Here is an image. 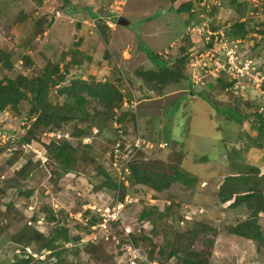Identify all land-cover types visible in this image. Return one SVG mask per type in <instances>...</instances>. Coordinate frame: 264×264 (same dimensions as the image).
Returning a JSON list of instances; mask_svg holds the SVG:
<instances>
[{"label": "rangeland", "instance_id": "rangeland-1", "mask_svg": "<svg viewBox=\"0 0 264 264\" xmlns=\"http://www.w3.org/2000/svg\"><path fill=\"white\" fill-rule=\"evenodd\" d=\"M185 2L191 9L179 12ZM0 49L12 63L10 70L0 63V83L57 67L67 71L62 84L108 79L123 95L114 106L89 98L87 120L39 128L29 143L22 137L38 114L30 93L17 110H0V264L27 256L29 264H143L149 254L148 264H181L185 246L208 264H264V249L230 232L246 208L225 209L216 199L223 175L264 165V0H0ZM159 59L176 69L165 86L139 75ZM56 89L49 99L61 103ZM136 137L143 144L118 179L114 146L124 157ZM64 140L76 149L71 172L47 148ZM132 166L182 169L196 181L157 192L133 180ZM99 168L118 190L95 191ZM197 221L217 231L186 234ZM258 222L264 236V218ZM61 227L70 239L54 240L53 255L46 246Z\"/></svg>", "mask_w": 264, "mask_h": 264}, {"label": "trees", "instance_id": "trees-1", "mask_svg": "<svg viewBox=\"0 0 264 264\" xmlns=\"http://www.w3.org/2000/svg\"><path fill=\"white\" fill-rule=\"evenodd\" d=\"M172 3L177 0H170ZM191 9V2H185L182 4L178 11H189ZM242 26V24H240ZM151 55V54H150ZM152 60V59H151ZM160 60V59H159ZM156 69L147 70L145 72L140 71L141 78L148 77V80L154 79L160 81L161 85H167L171 82L172 76L176 73V69L170 70L164 61H153ZM180 62V60H179ZM0 63L1 65L10 70L12 63L10 56L7 52L0 49ZM64 74H59V68L53 67L51 70L46 67L44 72L39 75H35L30 79L25 76H17L16 78H6L4 82L0 83V110H4L6 107L17 110L21 100L28 97L30 93L31 113L38 112L37 116L29 127L26 136L22 137L24 143H29L31 137L34 136L39 128L42 130H50L58 128L62 124L74 121V120H87L88 114L85 112V105L89 98L99 99L110 106H114L120 103L123 99L122 91L111 80L105 79L104 81H97L90 83L81 78H71L68 84H62L64 82ZM222 88H227L232 85V82L225 83L222 80L219 81ZM211 86V85H210ZM51 87H57L56 92L58 96L64 97V101L61 103H52L49 99V91ZM194 95V92H192ZM194 97V96H193ZM211 106V104L209 103ZM212 107V106H211ZM223 115H233V111L229 108H222ZM261 126L259 127V135H264V118H260ZM48 150L54 156L58 166L65 172H71L73 170L72 162L74 161V155L76 149L69 141L64 140L58 145H54ZM203 160L206 157L202 158ZM131 177L137 183L150 187L151 189L161 192L171 187L174 182H178L186 187H192L196 181V177L190 172L182 169H175L173 174L167 175L159 172H150L138 167H130ZM99 175L101 176V184L95 187V191L100 190L103 187L109 189L118 190L119 184L117 180H113L110 175L99 168ZM117 177V175H116ZM118 178V177H117ZM124 193L120 195L122 200ZM216 199L225 209L236 210L242 206L246 208L247 214L242 219H237L234 224H230V232L233 235L240 236L245 239L253 240L257 244V251L260 253L264 249V236L261 226L258 222L259 218H264V165L260 166H241L236 172L227 173L222 176L220 182L217 185ZM119 200V199H118ZM157 212L158 219L163 217V213L159 210ZM151 211L143 210L141 216L147 217ZM92 223L95 220L91 221ZM93 225V224H91ZM204 224L201 221H197L193 230L186 232L193 237L199 232L207 233L217 229L214 226ZM154 229V227L152 228ZM52 241L47 244L48 250L51 254L59 255L60 252L52 251V243L54 240L61 239L66 242L70 239L69 230L67 227H61L58 229ZM132 245L136 244V238L130 236ZM143 240H149L147 237H143ZM188 241L191 243L192 238ZM176 240L173 241V247L171 249V255H176L178 249L176 247ZM135 247V246H134ZM188 246L182 247L179 252H182L180 257L181 264H208L207 260L202 257L200 251H187ZM151 254L148 256L149 260H153ZM31 258L27 256L24 260H20L21 264H29ZM145 262L143 264H148Z\"/></svg>", "mask_w": 264, "mask_h": 264}, {"label": "built area", "instance_id": "built-area-1", "mask_svg": "<svg viewBox=\"0 0 264 264\" xmlns=\"http://www.w3.org/2000/svg\"><path fill=\"white\" fill-rule=\"evenodd\" d=\"M143 144V142L140 140L139 137H136V139L134 140L132 146H129L128 148H126L127 154L123 157L120 155L121 152H123L122 148H120V144H117L114 146V162H113V166L118 168V172H117V177L118 179L123 180V174L124 173H128L129 169H128V162L130 161L131 157L141 148V145ZM117 158H120V161H118ZM128 170V171H127ZM150 264V263H149Z\"/></svg>", "mask_w": 264, "mask_h": 264}, {"label": "water", "instance_id": "water-1", "mask_svg": "<svg viewBox=\"0 0 264 264\" xmlns=\"http://www.w3.org/2000/svg\"><path fill=\"white\" fill-rule=\"evenodd\" d=\"M117 22L119 24H127L128 23V20H126L125 18H123L122 16H120L117 20Z\"/></svg>", "mask_w": 264, "mask_h": 264}]
</instances>
